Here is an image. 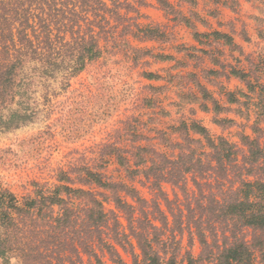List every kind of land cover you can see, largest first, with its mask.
<instances>
[{
    "label": "trees",
    "instance_id": "trees-1",
    "mask_svg": "<svg viewBox=\"0 0 264 264\" xmlns=\"http://www.w3.org/2000/svg\"><path fill=\"white\" fill-rule=\"evenodd\" d=\"M178 1L197 5V0ZM210 1L217 5L209 12L214 17L220 6H239L238 0ZM156 2L204 46L181 45L178 51L196 60V67L206 58L218 67L168 71L187 88L176 105L199 104L215 114L213 121L223 130L244 128L238 140L213 136L195 118L151 128L169 115L165 108L150 112L156 117L148 121L129 115L107 140L60 166L52 186L34 180L20 198L0 184V257L6 262L264 264V59L256 62L230 33L199 31L196 21L209 24L198 13L188 16L172 0ZM150 5L149 0H0V131L33 122L42 111L39 97L50 101L66 90L108 45L130 50L135 61L145 55L175 59L131 43V38L174 40L160 24L141 21L149 19L143 8ZM228 25L234 30L232 22ZM221 47L245 56L248 67L239 58L237 64L224 60ZM223 76L239 79L246 91L226 90L218 80ZM203 79L219 87L227 106ZM151 89L154 95L161 90ZM110 165L115 166L111 173Z\"/></svg>",
    "mask_w": 264,
    "mask_h": 264
},
{
    "label": "rangeland",
    "instance_id": "rangeland-1",
    "mask_svg": "<svg viewBox=\"0 0 264 264\" xmlns=\"http://www.w3.org/2000/svg\"><path fill=\"white\" fill-rule=\"evenodd\" d=\"M149 1L151 5L143 8L149 19L142 18L141 21L160 24L163 29L173 32L174 40L140 41L131 38V43L135 47L151 50L153 54H170L175 59L162 60L145 55L135 61V54L130 50L112 49L108 45L103 56L73 78L71 86L66 90L60 91V94L52 97L50 101L39 97L38 106L42 111L33 122L12 130L0 131V184L10 188L20 198L33 189L31 182L34 180L52 186L57 182L56 172L60 166H66L70 160L80 157L79 152L107 140L109 134L124 126L122 120L136 113L142 115V120L148 121L149 116L156 117L149 115L150 112L160 111L161 108L168 110L169 115L164 116L159 124L150 123L151 128L157 126L164 129L177 123L182 117L195 118L205 125L213 136L224 135L233 141L238 140L237 134L244 128L234 126L223 130L213 121L215 114L202 110L199 104H187L183 108L176 105L179 101L178 94L187 88L182 81L171 80L168 71L171 74L200 72L201 67H205H196V60L189 58L186 52L178 51L177 46L190 47L193 46L190 43L194 41L195 46H204L193 37L191 28L184 24L175 25L172 16H167L156 0ZM238 1L239 6L235 11L223 7L222 20H218L219 16L214 17L209 13L217 8L210 0H197V5H178V0H172L176 7L188 16L191 11L196 12L205 18L208 24L213 25V28H210L196 21L199 31L218 29L232 34L234 41L242 46L245 53L253 55L255 61L260 62V56L264 59V0ZM230 22L234 24V30L228 25ZM243 33L249 40L244 39ZM236 58L241 60L242 67H248L245 56L237 51L232 53L228 48L223 57L232 64L238 63ZM178 65V68H173ZM213 67L218 68L211 66ZM149 72L157 73L163 78H148L146 74ZM262 76L264 81V73ZM218 80L228 91H246L245 84L235 77L223 76ZM202 82L221 104L228 105L219 87L205 79ZM151 86L160 88L159 94L154 95ZM151 100L156 103V108L147 107ZM220 116L234 117L238 122L246 123L234 113H222ZM245 132L252 133L248 126ZM114 167L109 166L110 173ZM199 251L197 243L194 252L198 254ZM0 264L20 263L15 258L6 262L0 257Z\"/></svg>",
    "mask_w": 264,
    "mask_h": 264
},
{
    "label": "crops",
    "instance_id": "crops-1",
    "mask_svg": "<svg viewBox=\"0 0 264 264\" xmlns=\"http://www.w3.org/2000/svg\"><path fill=\"white\" fill-rule=\"evenodd\" d=\"M218 8H219V10L221 11V13H220V15H219V17H218V20H222V17H223L222 14H224V11H223L224 9H223V7H221V6L218 7ZM208 19H209V18H208ZM209 21H210V20H209ZM210 23H211V21H210ZM208 26H209L210 28H213V25H212V24H209ZM213 30H214V29H213ZM195 43H196V42L194 41L193 43H190V45H194V46H195V45H196ZM224 51H225V52H228V48H225ZM204 66H205V67H208V68H211V66H214V65L209 61L208 58H206L205 61H204Z\"/></svg>",
    "mask_w": 264,
    "mask_h": 264
}]
</instances>
